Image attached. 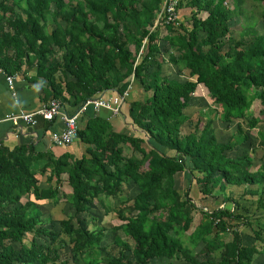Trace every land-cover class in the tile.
<instances>
[{"label":"trees","instance_id":"16d2710c","mask_svg":"<svg viewBox=\"0 0 264 264\" xmlns=\"http://www.w3.org/2000/svg\"><path fill=\"white\" fill-rule=\"evenodd\" d=\"M246 1L264 3L176 0V13H191L187 28L166 22V0H0L6 76L35 70L32 80L46 83L45 107L56 101L68 117L104 92L122 96L133 83L145 98L128 102V118L148 139L118 133L87 110L83 125L78 119V140L87 147L81 158L0 144V264H253L264 258V154L255 166L257 144L241 126L225 142L214 127L215 120L226 127L243 120L251 132L264 122V34L247 21L238 37L231 35ZM261 17L264 25V12ZM170 66L185 80L165 74ZM200 86L214 108L202 109L193 130L182 133ZM256 138L264 146V134ZM246 143L251 155L229 157ZM37 175L46 177L47 189ZM178 175L203 197L221 195L235 210L239 201L227 194L242 188V198L255 197L263 216L208 212L191 199L190 186L184 194L177 190ZM124 189L131 199L121 197ZM30 195L63 204L59 220L37 210ZM97 208L113 212L119 223L98 224ZM242 227L252 229V245L243 243ZM110 232L113 251L103 245ZM64 250L69 257L61 260Z\"/></svg>","mask_w":264,"mask_h":264},{"label":"crops","instance_id":"0c3cea01","mask_svg":"<svg viewBox=\"0 0 264 264\" xmlns=\"http://www.w3.org/2000/svg\"><path fill=\"white\" fill-rule=\"evenodd\" d=\"M35 74V70H31L25 74L13 75L12 89H9L5 80L6 75L0 70V144L8 149H13L19 145L32 144L41 153H51L58 157L67 152L75 158H81L85 155L87 147L79 140L68 147H57L52 142L53 136L60 134L64 128V123L60 117L54 118L52 121L38 117L36 118V124L33 126L22 122L14 126L11 122L5 120L10 115L19 112L36 111L45 106L43 89L46 83L42 78L34 82L32 77ZM115 96H118L115 91H107L96 99H111ZM134 100L142 101L144 100V95L132 83L129 89V97L120 102L121 110L118 115H113L105 110L94 112L92 108L88 109V113L98 115L100 118L107 120L111 128L118 133L125 132L128 134V131L135 132L136 136L148 141L146 135L141 130L133 127L129 121L128 102ZM59 112L61 115L67 116L63 108H60ZM83 116L84 114L79 118L80 125L85 123V120L83 121L85 116ZM36 178L41 189H47L50 186L46 183L45 176L37 175ZM29 201L36 204V209L40 210L46 217L50 215L54 219L59 220L61 214H63V204L54 205L48 201L36 202L33 195H30ZM22 203H25V200H22ZM112 204V201H110L111 207L113 206Z\"/></svg>","mask_w":264,"mask_h":264},{"label":"rangeland","instance_id":"374dc122","mask_svg":"<svg viewBox=\"0 0 264 264\" xmlns=\"http://www.w3.org/2000/svg\"><path fill=\"white\" fill-rule=\"evenodd\" d=\"M230 8H232V6H230ZM243 8H244V12H245V17L244 18L238 17L234 20L235 23L234 24L232 23V26H231V35L233 37H238V35L242 31L243 26L246 25L247 21L249 23H253L254 29H256L259 34H264V25H263V20L261 17L262 12H264V3L263 4H257V3H253L251 1H246L245 4L243 5ZM190 16H191V13L189 10H182L180 12H177V23L183 24L185 27L190 28V23H189ZM52 28H53V23H52L51 19L48 18L47 31L50 32ZM163 31L164 30L162 29V32ZM164 34L165 33H163L162 35H164ZM175 54L176 53H174V55ZM166 57H168V56L166 55ZM164 72H166L165 74H168V76L170 78H175V79H178L180 81L185 80V74L177 75L176 74V68H174V67H171V66L166 67L164 69ZM144 98H145V95H144ZM192 101H193L192 107H190L187 110V114L190 117V120L192 122H191V124H186L183 127L182 133H185V134L189 133L190 131L193 130V125L198 121L199 112L202 109H205L208 106L210 108H214L206 90L202 86H200L198 88V90L195 93ZM256 107H257V103L255 104V106H253V108L255 109ZM254 116L257 117L258 115L255 114V112H254ZM237 126H241L242 130L245 131V133L249 135L250 140L253 143L257 144V147H256L255 152L252 153V155H251L250 154V148L247 147V145H249V144L246 143L243 147L238 148L237 151L235 152V154H230L229 157L234 158L236 156H240L243 154H249V155L254 157V161H255L254 165L255 166L260 165V159H261L262 155L264 154V146L261 147V141L256 138V134L258 132H261L264 134V122H260L256 126L255 130L249 132L246 128V122L243 120L235 121L233 124H231L230 127H226L225 124H222L218 120H215L214 127H215L216 137H217L218 141L219 142L227 141L230 138V136L236 132ZM129 132L130 131H128V133ZM134 134H135V132H134ZM135 135H137V134H135ZM188 186H190V190H189L190 191V197H191V199H193L194 203L198 207L205 208L208 212H212L213 210H217L220 208H229V209H231L237 213H240L242 216H249V217L252 216V218L253 217L260 218L263 216V213L261 211H257V209H256V204H255L256 198L255 197L245 196L242 198V193H243L242 188L233 189L232 193L228 192V194H227V197L229 199H235V200L239 201V208L237 210H235V208L232 209V205H230L229 203H223V198L221 197V195L218 197H215V198L203 197L198 192V187L195 185V183L193 181L188 183L185 176H183V175H178L176 177V187H177V190L181 194H184V192L186 191ZM251 189L255 190L256 187H252ZM65 190L69 191L70 189L66 186ZM132 195H133L132 191H130L128 189H124L123 193L121 194V197L122 198H128L129 197V199H131ZM263 198H264V192H263ZM118 202L119 201L117 199L112 200V203H113L112 205L114 207L112 206L113 207L112 208L110 206V209L113 210L118 205ZM92 213L97 216L98 224H100L101 226H104L106 228L113 227L114 225H117L119 223L116 215L113 212L109 213L108 215H104L103 211L101 209L97 208V210L93 211ZM195 227H196V225L192 226V230L190 231V233L194 230ZM253 229H255V225L253 226ZM190 233H188L184 236L185 244L189 247L191 246V242H190V238H189ZM241 236H242V240H243L244 244L252 245L254 243L253 231L251 228L242 227L241 228ZM114 237H115V234L110 232L105 237V240L103 243V245L108 247V249H110V251H113L112 250V241H113ZM195 251L197 252L198 248ZM61 256H62L61 260L68 259L69 251L68 250L62 251ZM150 264H184V262L182 260H176V261H171V262H168L166 260H161V261L154 260ZM253 264H264V258L263 257L255 258Z\"/></svg>","mask_w":264,"mask_h":264},{"label":"built area","instance_id":"2783aa9c","mask_svg":"<svg viewBox=\"0 0 264 264\" xmlns=\"http://www.w3.org/2000/svg\"><path fill=\"white\" fill-rule=\"evenodd\" d=\"M176 0H166L162 9L166 14V22H177V13L175 10ZM6 83L9 89H12L14 76H6ZM129 89L122 96H115L111 99H93L84 103V105L73 116H63L60 114V105L56 101H52L49 107H43L39 110L32 112H19L14 115H10L5 120L11 122L14 126L22 122L26 125H35L36 118L40 117L44 120H52L54 117H60L64 123V128L60 134L53 136L52 142L57 147H68L73 145L78 140V119L81 115L87 112L89 108H92L94 112L105 110L113 115H118L121 110L120 102L129 97Z\"/></svg>","mask_w":264,"mask_h":264}]
</instances>
